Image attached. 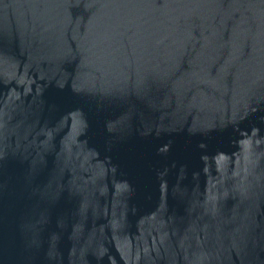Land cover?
I'll return each mask as SVG.
<instances>
[{
    "label": "water",
    "instance_id": "water-1",
    "mask_svg": "<svg viewBox=\"0 0 264 264\" xmlns=\"http://www.w3.org/2000/svg\"><path fill=\"white\" fill-rule=\"evenodd\" d=\"M0 264H264V0H0Z\"/></svg>",
    "mask_w": 264,
    "mask_h": 264
}]
</instances>
